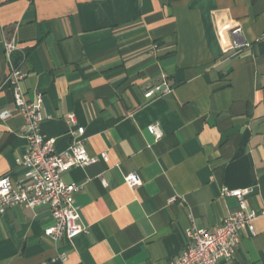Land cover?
I'll return each instance as SVG.
<instances>
[{
	"label": "crops",
	"instance_id": "1",
	"mask_svg": "<svg viewBox=\"0 0 264 264\" xmlns=\"http://www.w3.org/2000/svg\"><path fill=\"white\" fill-rule=\"evenodd\" d=\"M6 41L25 56L26 99H43L45 138L63 153L83 127L98 161L62 175L81 185L86 232L53 243L48 208L14 206L0 214V264H171L189 228L239 209L224 187L251 189L260 214L229 264H264V0H0V177L15 182L28 142L3 84ZM164 82L170 93L145 97ZM133 172L142 186L125 182Z\"/></svg>",
	"mask_w": 264,
	"mask_h": 264
},
{
	"label": "built area",
	"instance_id": "2",
	"mask_svg": "<svg viewBox=\"0 0 264 264\" xmlns=\"http://www.w3.org/2000/svg\"><path fill=\"white\" fill-rule=\"evenodd\" d=\"M5 49L10 71L3 84L12 89L14 109L25 119L24 134L28 146L26 152L17 159L18 164L22 166V178L14 182L9 175L0 177V214L17 205L30 209L48 208L54 224L45 230V237L53 243H58L64 237L71 240L87 230L80 222V208L75 200L81 185L66 183L62 175L75 167L89 166L97 162L98 158L89 155L83 140L80 139L85 132L83 127H78L76 132L72 133L74 139L67 151H56L55 139H47L41 132V123L44 120L42 97L38 96L33 102L26 99L22 86L26 77L22 70L25 56L15 63L13 56L18 52V47L13 42L6 41ZM172 89L171 85L164 82L148 89L145 97L162 96L170 93ZM10 116L9 111L1 113L4 119ZM66 118L71 125L77 124L74 113H69ZM149 131L157 139L163 135L157 124L149 126ZM102 158L108 162L107 152L102 154ZM125 182L131 188L143 184L142 179L134 172L126 175ZM221 193L224 197L236 198L239 201V209L212 229L196 226L189 228L188 243L171 264H229L240 248L243 230L248 229L251 235L256 234L254 221L260 214L255 210H248L246 201L251 189L224 187ZM61 261L66 263L67 257H62Z\"/></svg>",
	"mask_w": 264,
	"mask_h": 264
},
{
	"label": "trees",
	"instance_id": "3",
	"mask_svg": "<svg viewBox=\"0 0 264 264\" xmlns=\"http://www.w3.org/2000/svg\"><path fill=\"white\" fill-rule=\"evenodd\" d=\"M22 59H23V56H21V54L19 56H17V63L20 62Z\"/></svg>",
	"mask_w": 264,
	"mask_h": 264
}]
</instances>
